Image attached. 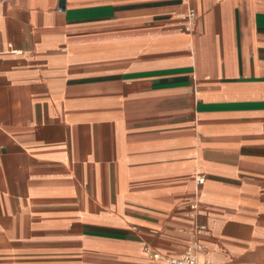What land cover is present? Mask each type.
<instances>
[{
    "label": "crops",
    "instance_id": "1",
    "mask_svg": "<svg viewBox=\"0 0 264 264\" xmlns=\"http://www.w3.org/2000/svg\"><path fill=\"white\" fill-rule=\"evenodd\" d=\"M194 244L264 264V0H0V264Z\"/></svg>",
    "mask_w": 264,
    "mask_h": 264
},
{
    "label": "built area",
    "instance_id": "2",
    "mask_svg": "<svg viewBox=\"0 0 264 264\" xmlns=\"http://www.w3.org/2000/svg\"><path fill=\"white\" fill-rule=\"evenodd\" d=\"M194 12L192 10H189V12L186 14L185 19L192 22L194 19ZM188 31V29H186ZM204 182V178L202 176H198L195 178V183L197 186H201ZM192 210H195L196 207L193 206L191 208ZM202 247L199 244H194L190 247H188L185 251V253L177 258H167V257H161L158 255H154L152 258L157 262V264H200L197 260V254L201 252Z\"/></svg>",
    "mask_w": 264,
    "mask_h": 264
}]
</instances>
